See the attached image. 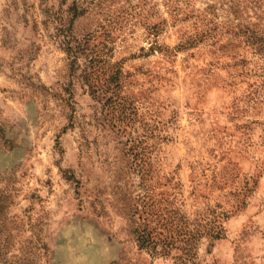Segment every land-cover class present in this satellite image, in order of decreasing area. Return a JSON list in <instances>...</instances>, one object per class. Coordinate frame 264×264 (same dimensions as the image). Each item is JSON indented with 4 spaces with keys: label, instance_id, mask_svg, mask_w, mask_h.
<instances>
[{
    "label": "rangeland",
    "instance_id": "rangeland-1",
    "mask_svg": "<svg viewBox=\"0 0 264 264\" xmlns=\"http://www.w3.org/2000/svg\"><path fill=\"white\" fill-rule=\"evenodd\" d=\"M0 264H264V0H0Z\"/></svg>",
    "mask_w": 264,
    "mask_h": 264
},
{
    "label": "trees",
    "instance_id": "trees-1",
    "mask_svg": "<svg viewBox=\"0 0 264 264\" xmlns=\"http://www.w3.org/2000/svg\"><path fill=\"white\" fill-rule=\"evenodd\" d=\"M77 48V47H76ZM78 51H79V49H78ZM68 52L69 53H71V52H75L74 50H70L69 49V47H68ZM76 53H77V51H76ZM74 56H75V54H74ZM74 63H76V58L74 59V61H73ZM146 239H147V237H146ZM145 239V237H140V246L143 248V247H145L144 245H148L149 243H148V241ZM144 242H146V243H144Z\"/></svg>",
    "mask_w": 264,
    "mask_h": 264
}]
</instances>
